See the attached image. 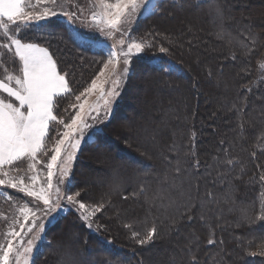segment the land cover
<instances>
[{
  "label": "trees",
  "instance_id": "obj_1",
  "mask_svg": "<svg viewBox=\"0 0 264 264\" xmlns=\"http://www.w3.org/2000/svg\"><path fill=\"white\" fill-rule=\"evenodd\" d=\"M262 1L159 0L138 21L145 55L132 60L114 114L80 147L70 174L81 201L103 205L98 229L69 210L47 228L33 264H264V81L251 86L264 55ZM18 37L47 48L76 95L105 61L58 16L22 26ZM151 55L178 70L150 64ZM140 68L152 85L141 113L126 92ZM74 102L61 99L58 116ZM99 154L110 165L95 166L101 175L87 184L83 157ZM153 227L154 238L138 243ZM65 233L74 234L66 247Z\"/></svg>",
  "mask_w": 264,
  "mask_h": 264
},
{
  "label": "snow or ice",
  "instance_id": "obj_2",
  "mask_svg": "<svg viewBox=\"0 0 264 264\" xmlns=\"http://www.w3.org/2000/svg\"><path fill=\"white\" fill-rule=\"evenodd\" d=\"M41 3L52 7L36 11ZM97 3L99 10L92 12V25L113 43L98 75L92 79L89 87L76 95L72 93L66 74H61L58 70L57 62L49 50L36 43L22 42L18 37L22 26L31 27L33 21L39 22L58 14L71 19L76 17V13L63 11L64 5L58 4V0H36V3H31L30 0H0V33L8 41L0 44V49L4 50V55L10 54L14 60L19 61L18 73L9 72L5 68V75L0 78V185L18 189L36 201H42L45 206L43 209L30 208L24 204L19 208L24 222L13 221V225L18 224L20 230L11 226L4 234L6 242L0 243V264H14V260L15 264H20L21 257L24 258V264H29V256L38 246L37 242L42 239L41 233L45 229L43 222L37 223L40 219L37 213L43 212L47 216L56 212L61 199L66 198L69 204L78 205L85 221H90L103 207L99 204L89 208L77 199L80 192H71L69 188L62 193L59 185L69 176L75 149L80 144L77 134L80 133L81 126H90L85 123V115L90 116L96 110L95 105L89 103L88 97L97 92L101 98L111 94L105 92V84L109 78L126 76L133 50L136 53L144 51L143 42H136L134 39L126 41L127 32L122 24L145 5V0H97ZM57 7L62 9L60 13L55 10ZM116 32L120 33L119 39L115 36ZM160 51L165 52L166 49L162 47ZM2 63L3 56L0 55V64ZM70 94L74 96L75 102L69 107L75 110V114L66 122L55 110L60 100ZM105 103L108 101L105 100ZM41 155L47 157V160L42 162L39 159ZM21 162L27 164L23 171L32 173L31 175H12L13 172L22 171ZM38 163H43L44 169L38 171ZM45 169L46 176L37 188L35 185L39 182L40 171ZM54 176L57 177L56 185L53 184ZM26 179L29 182L26 183ZM260 180L264 181V175ZM7 199L13 198L8 196ZM26 225L27 232L32 233L33 229L36 231L21 252L20 246L15 245L14 241L21 238V246L23 245L22 233ZM155 233L156 228H151L143 239H138V243L151 241ZM133 236L139 237V233L133 232ZM209 243L213 241L209 240Z\"/></svg>",
  "mask_w": 264,
  "mask_h": 264
},
{
  "label": "rangeland",
  "instance_id": "obj_3",
  "mask_svg": "<svg viewBox=\"0 0 264 264\" xmlns=\"http://www.w3.org/2000/svg\"><path fill=\"white\" fill-rule=\"evenodd\" d=\"M159 0H145V5H142L141 8L128 17L125 22L122 24V28L127 32V36L125 37L126 41L134 39L136 42H143L146 44L145 37L139 36L138 33V21H140L141 18L144 16L149 15L152 13L156 8ZM264 1V0H263ZM262 1V2H263ZM31 3H36V0H30ZM58 4L64 5L63 11L67 12H75L76 17L69 18L67 16H64L62 14H58L57 16L63 19L64 23L67 24V27L73 34L74 38H76L78 41H81L84 44H87L89 47L95 49V50H101L103 51L106 56L105 60L107 59V54L109 49L112 46L113 41L103 34H101L99 31L95 29L92 25V12L99 10V5L97 3V0H58ZM43 7H52L50 4L41 3L37 6L36 11L42 10ZM58 13L62 11L60 7H57L55 9ZM262 17H264V9L261 12ZM169 21V20H167ZM35 22V21H33ZM32 23V22H31ZM137 28V29H136ZM169 32V31H167ZM115 36L117 39L120 38V33L116 32ZM146 39H148L146 37ZM7 39L0 33V44L7 43ZM25 43H29L28 41H23ZM35 43V42H31ZM37 44V43H36ZM41 47H44L42 45H39ZM125 49L127 47V44H125ZM146 47V46H145ZM45 48V47H44ZM0 55L3 56V63L1 64L2 69V76L0 78H3L5 75L4 69L7 68L9 72H16L18 73L19 69V61L14 60L10 54L4 55V50L0 49ZM145 55V49L141 53H136L135 50H133L132 55L130 56V62H129V72L126 76H115L112 78H109L108 83L105 84V92L111 93L108 95H105L103 98L100 97L99 93H94L90 97H88L89 103L95 105L96 110L91 113V115H85V123L90 125L89 127H82L80 133L77 134V138L80 139V144L77 149H75L74 152V158L71 161L70 167H69V176L64 178V183L60 184L59 187L61 189V192L63 193L65 190H68L70 188L71 192H77L75 191L71 186V170L73 167L74 159L77 155L78 150L80 147L86 143L93 141L97 135L98 132H101L103 130V126L111 119L112 115L114 114L116 107L120 101L122 92L124 91V88L127 84L129 73L131 72L132 67V60L136 57H140ZM192 59L194 62H197L195 59V55L192 56ZM147 62L150 64L155 65H161L167 70H178V64L174 61H171V59L167 58L164 59L159 55H151L148 56ZM103 67V64H102ZM101 67V68H102ZM140 72L137 73L135 76V79L133 78L132 81L129 83V87L127 88L126 92L128 91L127 100L129 101L130 106H135L134 111L141 113V107L143 110V93L145 90L152 89V85L144 84V82L141 80V74L145 72V70L142 68L139 69ZM256 74L255 79L253 83H251V86H257L259 82L264 81V55L262 56V59H260L256 66ZM99 73V72H98ZM97 73V75H98ZM96 75V76H97ZM94 76V78L96 77ZM93 78V79H94ZM154 83L157 81V78L153 77ZM91 83V82H90ZM87 85L85 88L89 87ZM157 86V83H156ZM162 86H157V88H161ZM84 89V88H83ZM82 89V91H83ZM6 95V94H4ZM105 100L108 101V103H105ZM139 108L140 110H137ZM70 109V110H69ZM68 113L64 111V119L67 122L71 115L75 114V110L69 107ZM218 109V108H217ZM98 112V115H97ZM128 112V110H127ZM138 113V114H139ZM95 117V118H93ZM118 122V120L116 121ZM119 126L122 130V132L129 134L130 128L128 125H121L119 123H114V126ZM113 126V127H114ZM59 128V126H57ZM62 130V129H61ZM69 151H72V149H68ZM102 154V153H101ZM99 154L98 159L92 160L91 157L84 155L83 157L84 163L80 166L78 170V175L85 178V181L87 184H90V180L94 177L100 176V170L104 165L109 166L110 163L106 161V158H103V155L101 156ZM39 159L43 162L47 160V157L41 155ZM88 162H91V164L87 165ZM20 167L22 171L20 173L13 172L12 175H31L32 173H25L23 170L27 168V164L24 162H21ZM44 169L43 163L37 164V170ZM102 173V172H101ZM46 176V169L43 171H40V178L39 182L35 185V187H39L40 184L43 183L44 177ZM29 182L26 179V183ZM57 183V177H53V184L56 185ZM11 196L13 199L8 200L7 197ZM78 200H80L79 197H77ZM53 200H55V196H53ZM81 201V200H80ZM83 202V201H82ZM85 203V202H84ZM27 204L30 208L39 207L43 209L45 206L43 205L42 201H36L33 197L27 196L25 193L20 192L18 189H13L7 185H0V243H5V236L4 234L7 233L11 226H14L17 231H19V225H13V221L19 220L20 223H23V217L19 211V208ZM60 206L57 209L56 212L49 213L47 216L44 215L43 212H38L37 215L40 217V219L37 221V223L43 222L45 224V229L41 233L42 239H40L37 244L38 246L35 248L34 252L30 254L29 256V264H33V259L37 252L40 250L42 245L45 241V233L47 228L62 214H65L69 210H72L75 214L76 220L82 221L83 224H85L89 229L96 231L97 223L94 221V215L90 218V221H85L82 219V210L79 209L78 205L75 204H69L65 199H61L59 202ZM86 204V203H85ZM89 208L92 207V205L86 204ZM69 220V219H68ZM67 220V221H68ZM67 221H65L67 223ZM31 223V219L29 221ZM89 223L91 226H89ZM63 229L57 227L56 230H54V233L61 234V231ZM36 229H33L32 233L27 232V225L25 226L24 232L22 233V239H23V245L21 246V238H17L14 241V244L17 246H20V251L23 252V247L27 245V241L32 238L33 234L35 233ZM64 231V230H63ZM58 235V236H59ZM177 235H173V238L171 240H178ZM56 237V236H55ZM74 234L70 233L69 235L67 233L64 234L63 241L65 242V247L67 245H70L73 242ZM170 240V241H171ZM62 242H59L61 244ZM64 248V247H63ZM15 257V254H14ZM15 264V260H14ZM20 264H24V258L21 257Z\"/></svg>",
  "mask_w": 264,
  "mask_h": 264
},
{
  "label": "crops",
  "instance_id": "obj_4",
  "mask_svg": "<svg viewBox=\"0 0 264 264\" xmlns=\"http://www.w3.org/2000/svg\"><path fill=\"white\" fill-rule=\"evenodd\" d=\"M41 47V46H40Z\"/></svg>",
  "mask_w": 264,
  "mask_h": 264
}]
</instances>
